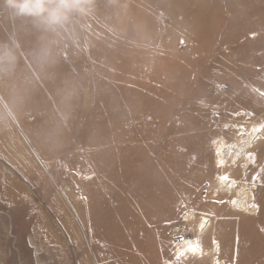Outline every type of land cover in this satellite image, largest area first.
Listing matches in <instances>:
<instances>
[{"label":"rangeland","instance_id":"374dc122","mask_svg":"<svg viewBox=\"0 0 264 264\" xmlns=\"http://www.w3.org/2000/svg\"><path fill=\"white\" fill-rule=\"evenodd\" d=\"M256 7V0H92L89 13L73 15L55 30L37 20L28 32L0 28V45L18 57L13 70L0 72V136L12 126L19 137L11 143L15 158L0 147V264H123L135 257L134 251L110 256V245L93 232L92 221L102 209L101 202L95 205L101 180L84 177L94 175L93 156H83L92 148L79 139L85 128L87 132L85 124L99 114L115 137L113 144L101 147L112 148L127 162L144 159L143 184L128 181L124 192L114 186L107 190L121 196L119 211L126 208L131 218L142 220V235L152 243L149 252L158 253L156 264H178L180 237L198 238L205 251L213 250L211 256L181 258L180 264H243L240 239L251 217L233 212L221 217L228 198L213 196L214 174L220 172L214 167L212 143L221 137L237 141L227 126L247 131L252 125L264 127V90L240 94L247 70L243 62L227 73L215 62L225 43L254 42ZM5 14L0 11V18ZM43 31L46 39L39 37ZM243 31L246 36L232 38ZM42 74L45 83L30 88L32 78ZM9 81L17 90L8 87ZM53 82L69 117L61 121L65 139L74 145L64 157L46 160L27 126L40 119L35 94L43 92L48 100L47 91L56 88ZM243 113L254 119L240 117ZM255 147L256 155L262 153L264 141ZM178 157L191 158L188 169L186 163L167 161ZM196 159L213 174L203 183L194 181V171L201 167ZM129 188L152 200L134 203L126 198ZM190 212L197 220L187 223L184 217ZM201 216L212 221L202 236L197 231ZM261 257L246 264L262 263Z\"/></svg>","mask_w":264,"mask_h":264},{"label":"bare ground","instance_id":"6f19581e","mask_svg":"<svg viewBox=\"0 0 264 264\" xmlns=\"http://www.w3.org/2000/svg\"><path fill=\"white\" fill-rule=\"evenodd\" d=\"M256 2L254 42L252 44L239 42L234 46H230L228 42L225 43V51L219 54L215 62V66H220L221 69L225 70V73H227V70H236L238 68L237 65L243 62V65L247 68L245 75L241 76V79L245 83V87L241 89L239 93H243V95L245 93L247 95L251 92L261 93L262 90H264V0H256ZM0 11L6 13L4 18H0V28H11L16 33L22 30L27 32L30 31V29L33 28L31 25L36 22L34 17L17 15L14 10L7 6L6 0H0ZM219 31L220 29H217V35ZM44 32L45 31L40 32L41 36L39 37L46 39L47 37L43 34ZM238 36L244 37L246 33H244V31L242 33H234L232 38H237ZM37 37L38 34L33 35V40H35V42V38ZM229 47H231V49H229ZM252 70L254 73H252ZM33 80V86L30 87L32 89L39 83H45L43 74L34 79L32 78V81ZM7 85L11 89L14 88V90H17L12 81H9ZM53 85L56 88L53 87L50 89L48 87V100L42 98L45 95L43 92L38 94V96L35 94V100L39 103L40 119L37 120L36 125L27 126V133L31 142L38 151L45 154L44 158L46 160H48L50 156H56L57 158L61 156L64 157V153L74 145L73 140L65 139L66 130L65 127L62 126L61 121L69 117L64 113V109L61 107L59 91L57 89L58 86H56L55 82H53ZM33 90H35V88ZM2 91L5 92V90ZM8 101L11 110L19 115L14 100L8 99ZM247 103L250 107L255 104L252 102L250 103V101ZM98 113L99 111L97 114ZM12 117L14 116L12 115ZM59 117H62V119ZM240 117L246 118L247 120L254 119L251 113H243ZM108 124L109 122L107 120H102L99 114L98 117L89 120V122L85 124L87 132L85 128V135L79 139L80 145L87 147V149L92 148L91 150H87L86 154H83V156L85 158H89L87 157L88 154L93 156V158L89 159L94 170V175H85L84 177L88 181L96 180L99 182L101 180V184L96 186L95 205L97 206V204L101 202L102 209L101 214L99 213L100 217L92 221L94 225L93 232L98 239L100 238L104 243L110 245V256H121L129 251L136 252L134 258L125 259L123 264H156L158 253L149 252L152 243L149 241L146 242L142 235L143 229L140 225L142 220H134L131 218L126 208L124 211H119L117 209V203H122L121 196L107 190L114 186L119 192H124V190L128 188V181L131 185L135 183L143 184L144 159H130L129 162H127V160L120 159L113 154L112 148L107 150V148L101 147L115 142V137L107 132ZM250 127L251 129L247 131L245 126H227L225 130L233 133L235 132L238 135L237 141L231 142L227 138L221 137L212 143L215 151L213 155L214 167L220 172L217 176L214 174L216 188L213 190V196L216 197L219 196V194H223L228 198L223 203L225 208L222 207L220 211L222 218L232 217L235 215L233 213L251 217V219L248 218V229L245 232L243 231L244 233L241 235L240 247L242 254L240 261L246 264L254 256H262L260 259L262 263L259 264H264V151L257 155L255 152V146L261 141H264V127L253 125ZM6 129L7 133L4 132L5 130H2L0 147L3 153L6 155L13 154L14 156H11L15 158V148L11 143L12 141L19 142V137L14 127L8 126ZM241 130H243V132H241ZM57 132H59V134H57ZM18 147L21 151L25 150V147L21 144H18ZM7 149H9V151ZM100 158L102 162L97 163V160ZM198 160L196 159L195 162L196 164L198 163L197 166L200 163L201 167L195 169L193 176H195L196 179L194 181L196 183H203L204 178L209 180L212 178L213 174H210L208 167H205L206 164L202 160L200 162H198ZM167 161H171V163L174 164L186 163L188 164L187 169L192 162L191 158L183 157L167 159ZM222 176H227L228 180L220 179ZM126 198L136 204H144L152 200L149 195L147 196L140 193L137 188H129V196ZM110 201L112 202L109 204ZM184 220L187 223H192L197 220V216L194 212H190L184 217ZM135 223L140 225L139 231L134 229ZM211 227L212 221L210 219L206 216L199 217L197 227L199 235L202 236L207 234ZM185 240L193 242L199 241L198 238L194 237ZM176 246L178 251L187 249L188 247L187 244H183L181 241L176 244ZM193 246L195 245L193 244ZM199 249V253L195 255L185 251L184 256L181 258L184 259L192 256L204 257L213 254V250L205 251L200 241ZM166 263L173 264L172 262Z\"/></svg>","mask_w":264,"mask_h":264},{"label":"clouds","instance_id":"9594fccd","mask_svg":"<svg viewBox=\"0 0 264 264\" xmlns=\"http://www.w3.org/2000/svg\"><path fill=\"white\" fill-rule=\"evenodd\" d=\"M17 15L34 17L42 26L55 30L63 27L73 15L90 12L92 0H6ZM17 53L0 45V72L11 71L17 63Z\"/></svg>","mask_w":264,"mask_h":264},{"label":"snow or ice","instance_id":"6c2138e0","mask_svg":"<svg viewBox=\"0 0 264 264\" xmlns=\"http://www.w3.org/2000/svg\"><path fill=\"white\" fill-rule=\"evenodd\" d=\"M262 94H264V93H262ZM241 132H243V130H241ZM220 179H222V180H228V177L227 176H222V177H220ZM179 239H180L181 243L187 244L188 247H187V249L179 250L177 252L176 259H177L178 264H180L181 257L184 256L185 251L191 252L193 255L198 254L199 251H200V249H199V241H195V242H193V241H187V240H185L184 237H180ZM193 244L195 246H193Z\"/></svg>","mask_w":264,"mask_h":264}]
</instances>
